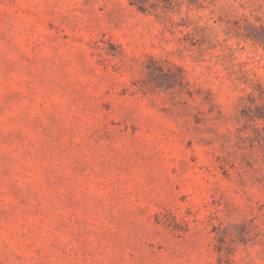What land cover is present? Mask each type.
Masks as SVG:
<instances>
[{
	"label": "rangeland",
	"instance_id": "1",
	"mask_svg": "<svg viewBox=\"0 0 264 264\" xmlns=\"http://www.w3.org/2000/svg\"><path fill=\"white\" fill-rule=\"evenodd\" d=\"M0 264H264V0H0Z\"/></svg>",
	"mask_w": 264,
	"mask_h": 264
}]
</instances>
